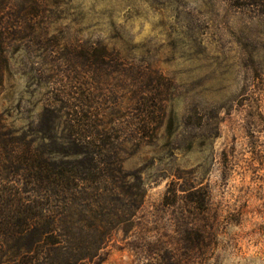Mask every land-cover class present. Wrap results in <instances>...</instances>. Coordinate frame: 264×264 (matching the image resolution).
Returning a JSON list of instances; mask_svg holds the SVG:
<instances>
[{"label": "rangeland", "instance_id": "rangeland-1", "mask_svg": "<svg viewBox=\"0 0 264 264\" xmlns=\"http://www.w3.org/2000/svg\"><path fill=\"white\" fill-rule=\"evenodd\" d=\"M79 258L264 264V0H0V264Z\"/></svg>", "mask_w": 264, "mask_h": 264}, {"label": "trees", "instance_id": "trees-1", "mask_svg": "<svg viewBox=\"0 0 264 264\" xmlns=\"http://www.w3.org/2000/svg\"><path fill=\"white\" fill-rule=\"evenodd\" d=\"M103 173V171H101ZM69 173H73L72 170H68V169H60L58 175L62 178L63 182L67 181L66 176ZM48 233V232H47ZM51 241V242H50ZM45 245L48 246L50 249L47 251V253L50 255L51 253L58 252L57 249H54V245L55 242H53L52 240H50V238H47L45 240ZM79 246L81 247H77L79 250L77 251V253H82V251H84L86 248L85 245L79 244ZM85 246V247H84ZM85 248V249H84ZM84 262H86V258H79L76 259L75 261H69V260H62V262H59L58 264H84ZM16 264H32L30 261H22L21 263H16ZM47 264V263H45Z\"/></svg>", "mask_w": 264, "mask_h": 264}]
</instances>
